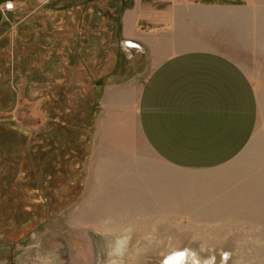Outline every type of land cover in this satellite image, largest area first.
<instances>
[{"label":"rangeland","instance_id":"1","mask_svg":"<svg viewBox=\"0 0 264 264\" xmlns=\"http://www.w3.org/2000/svg\"><path fill=\"white\" fill-rule=\"evenodd\" d=\"M188 1L217 6L192 10L218 21L227 12L226 54L249 64L263 147L173 168L143 156L130 116L140 154L100 164L94 180L101 98L132 108L145 79L147 51L121 33L132 0H0V264H165L176 253L264 264V0Z\"/></svg>","mask_w":264,"mask_h":264},{"label":"crops","instance_id":"2","mask_svg":"<svg viewBox=\"0 0 264 264\" xmlns=\"http://www.w3.org/2000/svg\"><path fill=\"white\" fill-rule=\"evenodd\" d=\"M215 7L188 0H132L125 8L122 37L147 51L145 79L132 108L113 102L115 92L101 98L96 133L107 144L93 147L90 179L98 180V166L112 164L115 156L140 154L129 137L130 116L139 126L143 156L149 153L173 168L228 164L263 147L249 64L226 54L232 47L227 12L218 21L215 14L192 10Z\"/></svg>","mask_w":264,"mask_h":264},{"label":"bare ground","instance_id":"3","mask_svg":"<svg viewBox=\"0 0 264 264\" xmlns=\"http://www.w3.org/2000/svg\"><path fill=\"white\" fill-rule=\"evenodd\" d=\"M185 256H186V254H184L183 257L180 258V255H179L174 261L173 260H170L168 264H184V261H185V258H186ZM191 258L193 259L192 255L191 254H188V256L186 258L187 263L191 260Z\"/></svg>","mask_w":264,"mask_h":264},{"label":"water","instance_id":"4","mask_svg":"<svg viewBox=\"0 0 264 264\" xmlns=\"http://www.w3.org/2000/svg\"><path fill=\"white\" fill-rule=\"evenodd\" d=\"M184 254H185V253H176L175 255H172V256H175V259H176L179 255H180V258L183 257ZM172 256H170V257H172ZM170 257H169V258H170ZM170 260H171V259H169V260L166 259V260H165V264H168Z\"/></svg>","mask_w":264,"mask_h":264},{"label":"snow or ice","instance_id":"5","mask_svg":"<svg viewBox=\"0 0 264 264\" xmlns=\"http://www.w3.org/2000/svg\"><path fill=\"white\" fill-rule=\"evenodd\" d=\"M9 7H11V5H9Z\"/></svg>","mask_w":264,"mask_h":264}]
</instances>
